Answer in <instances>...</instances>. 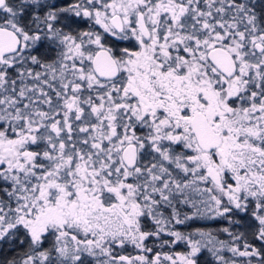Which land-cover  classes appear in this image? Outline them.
<instances>
[{"label":"snow or ice","instance_id":"6c2138e0","mask_svg":"<svg viewBox=\"0 0 264 264\" xmlns=\"http://www.w3.org/2000/svg\"><path fill=\"white\" fill-rule=\"evenodd\" d=\"M0 264H264V0H0Z\"/></svg>","mask_w":264,"mask_h":264}]
</instances>
